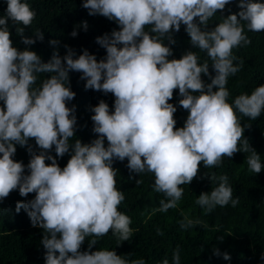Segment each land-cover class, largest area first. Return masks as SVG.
Here are the masks:
<instances>
[{"label":"clouds","instance_id":"clouds-1","mask_svg":"<svg viewBox=\"0 0 264 264\" xmlns=\"http://www.w3.org/2000/svg\"><path fill=\"white\" fill-rule=\"evenodd\" d=\"M230 2L83 0L89 15H102L119 25V30L96 38L106 56L98 61L87 49L77 56L66 45L63 57L57 48L50 60L43 62L36 51L27 47L18 50L10 39L9 20L17 26L25 45L43 41L44 32L39 29L33 36H23L25 26L34 19V10L27 0H6L5 14L0 16V200L15 189L21 196L36 193L31 200L17 202L16 212L23 208L32 225L44 230L40 243L46 249L45 264H129L114 249L80 251L85 238L105 236L110 229L121 242L132 235L129 217L118 211L124 195L116 187L114 160L127 158L130 172L153 174V190L166 198L161 201L162 212L177 207L184 191L181 185L197 176L200 162L205 168L219 166L223 157L242 151L248 153L251 172L258 174L264 168L259 153L244 136L248 125L242 126L237 115L254 121L264 113V84L231 103L226 88L229 76L243 64H234L232 50L251 43L245 27L253 32L264 30V0H239L240 11L222 16L209 29L217 10ZM182 24L193 48L206 52L211 60L214 76L209 63H198L192 50L169 59L170 45L175 43L172 33ZM81 26L87 30L88 24L81 22L70 35L77 36ZM49 43L56 46L59 41ZM70 71L82 74L85 89L115 97L112 111L103 100L91 107L92 131L99 135L90 143L80 139L69 142L77 124L76 105L68 106L76 95L69 84ZM202 73L210 76V83L202 80ZM177 88L182 97L179 105L188 110L179 128L173 116L177 107L169 103ZM30 138L35 139L39 153L28 143ZM17 144L27 145L31 154L26 166L13 158ZM53 146L56 156L49 152ZM69 151L71 157L61 168L56 157ZM210 179L216 186L201 193L196 204L205 212L229 203L235 207L238 198L233 199L228 176L211 175ZM201 223L187 216L180 222L183 229ZM158 234L162 233L158 230ZM96 243L89 239V249ZM213 254L221 255L218 248ZM222 255L230 261L229 253ZM130 264L145 261L141 258ZM172 264H180L179 249L173 253Z\"/></svg>","mask_w":264,"mask_h":264},{"label":"trees","instance_id":"trees-1","mask_svg":"<svg viewBox=\"0 0 264 264\" xmlns=\"http://www.w3.org/2000/svg\"><path fill=\"white\" fill-rule=\"evenodd\" d=\"M27 2L34 10L35 16L31 25L25 26L23 36H33V32L39 29L44 32V39L37 40L32 45H25L22 36L16 32L17 26L9 20L10 39L18 50L27 47L36 51L43 62H48L57 48L59 55L63 57L67 51L66 45L73 48L77 56L87 49L91 54H95L99 61L106 56V50L97 43L96 38L105 33L110 34L114 29L119 30L115 21L98 14L89 15L88 10L82 6L83 0ZM238 3L239 0H231L223 10H217L207 27L214 28L223 19L222 16L240 11ZM6 7V0H0V16L5 14ZM83 21L88 24L87 30L81 26L77 29V36L72 37L70 33ZM185 27L182 24L179 31L172 33L175 43L170 45L172 56L169 59H178L185 51L192 50L198 57V63H209V72L214 76L211 60L206 52L193 48ZM245 34L251 43L242 44L232 50L236 57L234 64L239 65L241 61L243 64L236 74L228 78L226 88L229 91L230 103L238 95L251 94L256 87L264 84V30L253 32L245 27ZM53 39L58 40L59 44L50 45L49 41ZM81 75L80 72H69V84L76 95L68 102V106L76 105L77 117L75 136L70 139V143H74L76 139H80L82 143H90L98 137L99 134L92 131L91 107L103 100L108 103L110 111L114 110L115 97L111 93L85 89L86 81L80 79ZM201 78L205 83L211 82L208 75L202 73ZM39 82L38 80L37 83ZM181 98L177 88L173 90V97L169 100V103L177 107L173 114L176 128L183 126L188 115V110L179 105ZM2 104L0 101V105ZM237 115L242 126L248 125L244 129V136L264 163V113L254 121L239 113ZM28 143L37 153L41 151L34 138H30ZM107 143L105 138V146ZM16 149L13 158L22 161L26 166L31 159L27 145L21 147L17 144ZM49 152L56 156L55 146ZM247 155L248 153L238 151L231 158L223 157L219 166L211 168H205L203 162H200L197 176L189 184L181 185L184 191L177 207L169 208L166 212L159 211L161 201L166 202V198L163 193L153 190V174L130 172L127 158L124 161L114 160L112 166L117 169L116 187L124 195L118 211L129 217L132 235L129 240L121 242L110 229L105 236L85 238L80 251L114 249L118 255L126 258L129 264L132 260L141 258L145 264H162L164 259H168L169 264H172V256L177 249L180 252V264H264V168L258 174L251 172L247 165ZM70 157L71 151L63 157H56L57 163L63 168ZM45 162L51 163L50 160ZM28 171L25 167L26 174ZM211 175L228 176L233 199L238 198L235 207L229 203L223 207L217 206L211 212H205L196 204L195 201L201 193L209 192L216 186L211 182ZM136 180L141 183H136ZM35 195L33 192L21 196L19 190L15 189L0 200V264H45L46 249L40 243L44 230L32 225L23 208L16 212L17 202L31 200ZM185 216L202 223L183 229L180 222ZM158 230L162 234H158ZM89 239L97 240L91 249ZM118 243L120 244L117 245ZM216 248L220 250L221 255L213 254ZM224 252L230 254V261L223 259Z\"/></svg>","mask_w":264,"mask_h":264}]
</instances>
